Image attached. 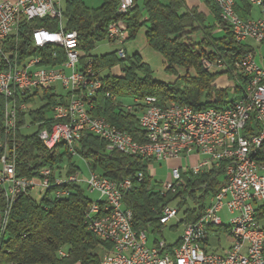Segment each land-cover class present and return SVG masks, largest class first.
<instances>
[{
	"label": "built area",
	"instance_id": "1",
	"mask_svg": "<svg viewBox=\"0 0 264 264\" xmlns=\"http://www.w3.org/2000/svg\"><path fill=\"white\" fill-rule=\"evenodd\" d=\"M253 9L260 11L264 0H247ZM66 0H16L14 3H0V97L6 101L3 135H0V193L6 200V209L0 230V247L13 204L21 196H31L39 190L41 199L68 198L66 185L86 184L89 195H98L97 201L90 200L85 213L88 230L100 241L109 244V250H101L100 264H264V217L258 215L264 206V163L258 161L259 151L264 149V92H254V84L264 78V69L257 66L252 52L245 54L235 65L234 72L247 81L242 97L225 110L195 112L180 109L176 105L160 108L153 97L144 102L134 99L131 104H123L126 113L138 115L139 128L144 139L155 138L156 147L151 150L135 149L129 144L115 140L112 130L94 121L91 115L95 96V86L103 81L94 69L91 60L84 64L80 60L78 35L66 31L63 6ZM221 19L229 25L237 44L250 40L264 44V17L254 18L251 30H244L236 16L226 13V6L236 7V0H213ZM135 7L132 0H121L117 13L126 15ZM50 19L58 23L57 31L44 28L31 33L36 49L49 48V41H56V48L64 52L62 62L57 66L44 65L41 58L22 59L9 45L17 36L23 21ZM127 27L120 21L108 29V41L123 46L127 39ZM117 56L126 60L123 48ZM53 58H59L54 54ZM203 68L226 69L223 64L202 61ZM60 86L66 95L65 105L53 107L49 118L54 122L50 130L41 131L40 142L51 153L57 151L56 139H64V148L72 157H77L76 147L84 133H89L106 144L109 152H119L130 157L155 163H178L170 168L168 180L160 187L164 193H175L181 186V174L192 171L195 175L207 172L211 166L226 163V185L213 197L197 222L183 227L180 244L168 250L163 240H154L149 245L147 232H134L132 213L123 206L124 194L129 191L130 180L114 182L100 177L90 170L87 181L79 180V173L59 177L50 169H43L32 178H20L16 173L19 114L36 110V97L42 90L50 89L58 95ZM68 95V97H67ZM32 97L33 105L23 100ZM251 100V107L245 111L244 123H236V110L241 103ZM34 107V108H33ZM170 124H187L185 140L198 139V147L166 148L160 146V139L176 136L170 132ZM28 128V124L24 127ZM203 140H216V147L204 148ZM196 157L194 164L190 159ZM226 210L231 219L223 223L220 214ZM177 207L166 206L160 212L159 222L169 225L178 218ZM260 214V213H259ZM208 221H218V228H226L231 245L222 252H207L212 229ZM63 256L62 253H60Z\"/></svg>",
	"mask_w": 264,
	"mask_h": 264
},
{
	"label": "trees",
	"instance_id": "2",
	"mask_svg": "<svg viewBox=\"0 0 264 264\" xmlns=\"http://www.w3.org/2000/svg\"><path fill=\"white\" fill-rule=\"evenodd\" d=\"M97 1L101 4L96 9L88 8L82 0H66L63 6L66 31H75L78 35L81 63L91 60L102 77L103 89L101 87L98 92L90 112L93 117L104 119L140 143L145 136L139 128L138 115L126 113L122 109L123 104H131L134 99L144 102L153 97L160 108L176 105L195 112L222 111L235 101L230 100V93L244 92L247 81L235 74L234 68L245 54L252 51L235 42L229 25L221 19L213 0H202L205 12L198 6H190L188 0H132L135 7L126 15L117 13L121 0ZM235 9L243 20L254 16L247 0H236ZM120 21L127 27L126 42L135 40L138 33L146 29L147 44L162 56L166 64L165 73L175 78L173 83L155 81L139 55L126 60L119 59L117 51L100 57L92 56L97 46L109 42V27ZM39 28L57 31L58 23L50 19L23 21L9 49L13 47L24 60L41 58L44 65H59L63 61L62 50L53 47L39 50L33 46L31 33ZM54 54H59L60 59H54ZM203 60L223 64L226 69L208 72L202 66ZM177 69H182L185 74L179 76ZM223 78H227L231 86H221ZM42 97L46 102L44 106L19 114L15 139L18 177L32 178L43 169H50L59 177L75 175L80 172L75 163V159H79L102 178L118 183L130 180L131 189L124 194L123 206L132 213L134 232L150 231L162 236L166 226L160 224L159 218L166 206L179 210V221L170 228L171 231L197 222L209 201L227 183V164L222 162L202 174L183 172L181 186L176 192L163 194L160 191L162 184L153 179L151 166L154 161L109 152L104 141L89 133H84L78 143L77 157L70 156L64 145L51 153L38 135L53 125L49 118L53 107L65 105L66 101L50 89L42 90ZM23 101L29 106L34 103L32 97ZM5 105L6 101L0 97L1 136ZM28 123L37 126L31 135L22 132ZM258 156V161L264 163V149ZM64 188L69 191V197L63 200L47 196L39 201L31 196H21L16 200L0 247L2 264H100L101 250H109L110 245L100 241L87 228L85 213L90 199L81 186L66 185ZM6 205L0 193V230ZM258 215L264 217V206L259 208ZM226 233H229L226 228L212 229L209 237ZM179 244L177 239L167 246L168 250Z\"/></svg>",
	"mask_w": 264,
	"mask_h": 264
},
{
	"label": "rangeland",
	"instance_id": "3",
	"mask_svg": "<svg viewBox=\"0 0 264 264\" xmlns=\"http://www.w3.org/2000/svg\"><path fill=\"white\" fill-rule=\"evenodd\" d=\"M2 1L0 0V2ZM198 1L202 2V0H198ZM82 2L88 8H91V9H96L101 4L97 0H82ZM139 7L140 8L142 7V1L139 2ZM198 7L204 11V7H200V6ZM253 15H254L253 18L260 17V11L258 9H253ZM145 32H146V29L143 28L138 33L135 40L125 42L123 46H120L117 43H110V42L102 43L99 46H97L95 51L92 53V56L100 57L103 55L110 54L114 51H117L120 48H123L126 53L127 58H132L134 55H139L142 58L143 63L147 65L150 71L152 72V78L155 81L162 82L165 84L173 83L175 81V78L165 73V69H166L165 61L161 55H159L157 52H155L153 49H151L148 46L146 37H145ZM244 45H246L254 54L255 62L257 66L264 69V44L258 45L255 42L248 40L244 43ZM177 71H178L179 76H182L185 74V71H183L182 69H177ZM215 71H218V70H213L211 72H215ZM114 72H116V70H114ZM222 81H223L222 84H220L221 86H224V87L231 86L230 83H228L229 81L227 80V78H223ZM56 92L60 96L66 95V91L60 88V86L56 88ZM240 97H242V94L230 93V96H229L230 100L238 99ZM36 100L37 101H36L35 109H38L46 104V102L43 101L42 93H40L36 97ZM36 130H37V126H34V125L31 126L28 123V128H24L22 132L25 135H31L35 133ZM75 163H76V166L80 169V172L78 174L79 180L87 181L90 177V168L88 164L79 159H75ZM173 166H177V164L173 162L171 163H155L154 162L151 166L152 173L154 175L153 176L154 181H156L159 184L165 183L170 176V168ZM79 186H81L85 190L86 195L88 196L90 200L94 202L98 200L99 198L98 195L88 194L86 184L80 183ZM31 197L34 200L39 201L41 199L39 190L32 191ZM220 217L222 218L224 224H227L229 220L231 219L230 215L228 214L226 210L222 211V213L220 214ZM178 221H179V218H177L176 220L172 221L169 225H167L163 231L162 236H159L157 234H152V232L148 231L149 245H151V243L154 240H163L166 242L167 245H172L177 239L181 237V234H182V230H183L182 227H180L178 230H175V231H171L170 229L171 227L176 226ZM219 239L221 241V247L223 249H227L230 244L229 236L226 234L221 235L219 236ZM217 240L218 239L216 236H210V241L212 245L211 247L214 250L217 248Z\"/></svg>",
	"mask_w": 264,
	"mask_h": 264
},
{
	"label": "bare ground",
	"instance_id": "4",
	"mask_svg": "<svg viewBox=\"0 0 264 264\" xmlns=\"http://www.w3.org/2000/svg\"><path fill=\"white\" fill-rule=\"evenodd\" d=\"M226 13H231L236 16L237 21L241 24V28L244 30H251V23L254 22V18L243 20L236 13V9L233 6H226ZM123 14V13H120ZM260 14L264 17V6H260ZM119 24V23H115ZM114 25V24H112ZM49 47L56 48V41H49ZM102 86H95V96H97ZM254 92H264V78L259 80V83L254 84ZM180 109H187V107L177 106ZM251 107V100H244L241 103V110H236V123H244L245 121V111L249 110ZM94 121L101 123L102 126H107L112 130H118L117 128L111 126L104 119H99L94 117ZM170 132L178 133L176 136L164 137L160 139V146L166 148H179V150H187V147H198V139L185 140V134H188L187 124H170ZM141 139V138H140ZM115 140L120 141V144L132 145L135 149L141 150H151L156 147L155 138H148L141 140V142L135 141L131 135L128 133H115ZM142 141H144L142 143ZM64 145V139H56L55 148ZM204 148L216 147V140H203ZM141 180V176H139ZM131 189V184H129V190ZM65 198H54V200H63ZM218 227V221H208V228ZM0 264L2 262L0 261Z\"/></svg>",
	"mask_w": 264,
	"mask_h": 264
},
{
	"label": "crops",
	"instance_id": "5",
	"mask_svg": "<svg viewBox=\"0 0 264 264\" xmlns=\"http://www.w3.org/2000/svg\"><path fill=\"white\" fill-rule=\"evenodd\" d=\"M1 1H2V0H1ZM4 2L14 3V2H16V0H4V1H2V2H0V3H4ZM188 2H189V5H190V6H200V7H203V6H202V3L199 2L198 0H188ZM191 3H192V4H191ZM196 160H197L196 157H192V158L190 159V163H191V164H194V163L196 162ZM176 164H178V163H176ZM221 235H225V234H221ZM221 235L216 236L218 240H217V248H216L215 250L212 249V247H211L212 245H211V241H210V237H209V240H208L207 245L204 246L205 251H207V252H222L223 250H226V249H223V248L221 247V241H220V239H219V236H221ZM226 235L229 236V233H226ZM211 236H215V235H211ZM229 238H230V236H229ZM230 245H231V239H230V244H229L228 248L230 247ZM228 248H227V249H228Z\"/></svg>",
	"mask_w": 264,
	"mask_h": 264
}]
</instances>
